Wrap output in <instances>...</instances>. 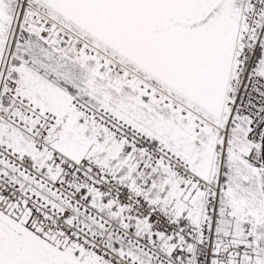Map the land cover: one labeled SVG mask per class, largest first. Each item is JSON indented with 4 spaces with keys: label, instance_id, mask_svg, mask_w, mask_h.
Returning a JSON list of instances; mask_svg holds the SVG:
<instances>
[{
    "label": "snow or ice",
    "instance_id": "1",
    "mask_svg": "<svg viewBox=\"0 0 264 264\" xmlns=\"http://www.w3.org/2000/svg\"><path fill=\"white\" fill-rule=\"evenodd\" d=\"M0 264H264V0H0Z\"/></svg>",
    "mask_w": 264,
    "mask_h": 264
}]
</instances>
